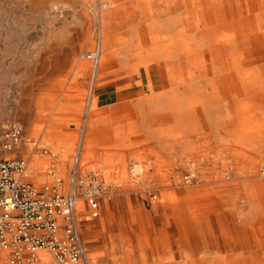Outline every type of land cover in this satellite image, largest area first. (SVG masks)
<instances>
[{"label":"rangeland","instance_id":"1","mask_svg":"<svg viewBox=\"0 0 264 264\" xmlns=\"http://www.w3.org/2000/svg\"><path fill=\"white\" fill-rule=\"evenodd\" d=\"M243 22L264 33V0H0V120L24 134L0 157L29 159L41 186L51 165L68 179L80 154L82 174L108 185L98 217L82 200L77 211L92 264L264 258V235H252L264 228V57ZM97 47L94 68L85 54ZM113 74L149 95L90 110Z\"/></svg>","mask_w":264,"mask_h":264},{"label":"built area","instance_id":"2","mask_svg":"<svg viewBox=\"0 0 264 264\" xmlns=\"http://www.w3.org/2000/svg\"><path fill=\"white\" fill-rule=\"evenodd\" d=\"M85 58L98 68L99 47L87 52ZM23 139L19 122L0 120V147L4 151L15 152ZM37 150L57 156L46 147ZM28 167L25 157H0V248L8 256V264H92L82 239L77 204L82 200L90 216L98 217L100 197L108 185L95 171L82 174L80 154L73 158L68 179L51 165L48 173L53 179L41 186L30 180ZM131 170L136 175L135 168Z\"/></svg>","mask_w":264,"mask_h":264},{"label":"crops","instance_id":"3","mask_svg":"<svg viewBox=\"0 0 264 264\" xmlns=\"http://www.w3.org/2000/svg\"><path fill=\"white\" fill-rule=\"evenodd\" d=\"M125 79H126L125 77H122L120 75H115V74L105 77L104 81H108V83L105 86L95 90L92 94H90L88 98V104L90 106V110L93 109L94 103L96 105V108H98L99 106L104 107L108 105L118 104L120 102H125L127 100H135V99L141 98L143 95H149V92L147 91H145V93H139L135 90L126 88L127 81H125ZM159 93H163V92H159ZM182 97L185 98L184 96ZM155 98H158V97L156 96ZM163 98L173 99V95L166 93ZM169 105L173 106V103H169ZM81 206L82 204L80 205V207ZM241 212L243 216H245L246 219H252L251 210L248 205L246 206V208L242 206ZM234 227H235L234 228L235 232H237V228L239 226L236 225ZM234 239L235 240H233V236H232L230 240V247L231 249H233V251H238L237 243H236L237 242L236 236ZM237 256L238 255H234V254L231 255V257H237ZM172 258H173V255L169 259H172Z\"/></svg>","mask_w":264,"mask_h":264},{"label":"bare ground","instance_id":"4","mask_svg":"<svg viewBox=\"0 0 264 264\" xmlns=\"http://www.w3.org/2000/svg\"><path fill=\"white\" fill-rule=\"evenodd\" d=\"M175 1V0H173ZM227 3V2H226ZM174 4V3H173ZM209 4V3H208ZM215 4V3H214ZM220 4V3H219ZM221 6V5H220ZM221 9V8H220ZM211 16V15H210ZM211 19V18H210ZM211 21H213L214 23H220V18L218 15L215 14L214 18L211 19ZM231 21V20H230ZM226 22V21H225ZM212 25V24H211ZM233 23H227V28L229 30H234L233 28ZM238 25V24H237ZM235 27H238V26H235ZM237 29V28H236ZM236 32V31H235ZM238 32L241 34V35H244L245 37H248V40H249V43L251 45H253L255 47V49H257V55L255 54V57L257 56H260L259 58L261 59L262 57H264V33L261 31V29L254 25L251 26L250 24L246 23V22H243L242 25H239V28H238ZM231 34V33H230ZM229 34V35H230ZM241 35H240V38H241ZM233 36V35H232ZM252 48V47H251ZM100 64V63H99ZM97 71V69H96ZM96 73V72H95ZM235 78V77H234ZM224 83V82H223ZM235 84V83H234ZM233 84V86H234ZM228 91V90H227ZM226 92V91H225ZM34 163L38 164V162L40 161H43V159L41 157H38V158H35L34 160ZM36 161V162H35ZM257 162V161H256ZM31 166V165H30ZM30 166L28 168V175L31 176V170H30ZM260 166V165H259ZM261 167V166H260ZM263 167V166H262ZM264 169V167H263ZM135 171L136 172H141L142 171V166L141 165H137V168H135ZM250 171V170H249ZM248 172V171H247ZM138 174V173H137ZM254 174V173H253ZM256 174V173H255ZM258 175V174H257ZM260 175V174H259ZM144 176V175H143ZM262 176V175H261ZM192 178V177H191ZM257 178V177H256ZM264 178V177H263ZM201 197H206V195H202V194H199ZM263 195V194H262ZM208 197V196H207ZM263 198V196H262ZM79 202H82L81 200L78 201V204H77V211H78V207H79V214H83L84 211L81 209L80 205L81 203ZM199 203H202L204 206H205V209L207 211H209L208 209H215L217 208L218 206L213 202H206L205 200L204 201H201ZM78 215V214H77ZM208 216V215H206ZM260 224V223H259ZM259 226V225H258ZM261 226V225H260ZM259 226V227H260ZM262 228V227H261ZM256 230V229H255ZM206 231H204V234H205ZM242 232V231H241ZM261 234L264 235V228L262 229H257L256 232H254L252 235H259L261 236ZM206 235V234H205ZM234 236V234H233ZM263 237V236H262ZM258 238V237H257ZM256 240V238H255ZM253 241V240H252ZM256 243V242H255ZM254 244V249L255 250H259L257 248V245ZM261 243H262V240H261ZM240 244V243H239ZM244 244V243H243ZM257 244V243H256ZM263 244V243H262ZM241 246V245H240ZM238 247V246H237ZM245 247V246H244ZM262 250V249H261ZM254 251V250H253ZM249 253V252H247ZM192 257V255H190ZM231 261V259H229ZM193 264H205V261L202 262V260L200 259H195L193 258ZM212 264H220V262L218 261V259H214L213 260V263ZM224 264H229L228 262L224 263ZM246 264V263H245ZM247 264H264V258L262 257L261 254H255L254 256H252V260L250 262H248Z\"/></svg>","mask_w":264,"mask_h":264}]
</instances>
